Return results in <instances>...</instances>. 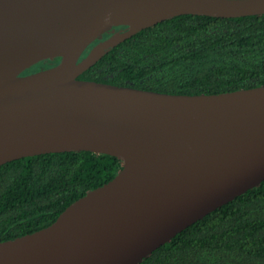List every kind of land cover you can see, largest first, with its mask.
Returning a JSON list of instances; mask_svg holds the SVG:
<instances>
[{"label":"water","instance_id":"1","mask_svg":"<svg viewBox=\"0 0 264 264\" xmlns=\"http://www.w3.org/2000/svg\"><path fill=\"white\" fill-rule=\"evenodd\" d=\"M190 14L261 15L264 0H0V166L81 151L122 162L50 226L0 242V264H139L264 181V86L182 95L78 79L138 32Z\"/></svg>","mask_w":264,"mask_h":264},{"label":"trees","instance_id":"2","mask_svg":"<svg viewBox=\"0 0 264 264\" xmlns=\"http://www.w3.org/2000/svg\"><path fill=\"white\" fill-rule=\"evenodd\" d=\"M51 60L55 66L61 58ZM44 62L23 75L44 69ZM78 79L182 95L264 86V14L170 18L126 39ZM121 169L117 157L89 151L41 154L1 165L0 242L50 226ZM139 264H264V181Z\"/></svg>","mask_w":264,"mask_h":264},{"label":"flooded vegetation","instance_id":"3","mask_svg":"<svg viewBox=\"0 0 264 264\" xmlns=\"http://www.w3.org/2000/svg\"><path fill=\"white\" fill-rule=\"evenodd\" d=\"M120 30H122V27H118V28H116V29L110 31L108 34L104 35V36L102 37V39H99L98 41H96V43H95L94 45H96V44H97L98 42H100L101 40L106 39L107 37L113 35L114 33L118 32V31H120ZM94 45H93V46H94ZM93 46H92V47H93ZM92 47H91V48H92ZM90 50H91V49H90ZM90 50H89V51H90Z\"/></svg>","mask_w":264,"mask_h":264},{"label":"rangeland","instance_id":"4","mask_svg":"<svg viewBox=\"0 0 264 264\" xmlns=\"http://www.w3.org/2000/svg\"><path fill=\"white\" fill-rule=\"evenodd\" d=\"M53 64H55V61L51 60V59H48V60H45V62L43 63V65H41L42 67L44 66V69L45 67H52Z\"/></svg>","mask_w":264,"mask_h":264}]
</instances>
